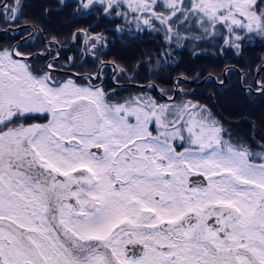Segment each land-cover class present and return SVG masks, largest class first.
Segmentation results:
<instances>
[{"label":"snow or ice","instance_id":"6c2138e0","mask_svg":"<svg viewBox=\"0 0 264 264\" xmlns=\"http://www.w3.org/2000/svg\"><path fill=\"white\" fill-rule=\"evenodd\" d=\"M72 2L75 17L95 19L73 32L93 56L97 46L107 48L105 33L121 31H94L101 21L135 15L125 0ZM248 3L252 18L232 0L227 8L181 0L182 11L166 23L151 13L142 23L172 33L173 23L191 19L203 34L195 39L210 36L239 56L245 41L264 40V0ZM57 4L42 11L59 14L69 0ZM13 5L0 4V17L12 12L5 23L20 18L23 0ZM158 5L163 0H154L153 12ZM9 31L13 40L21 35ZM167 39L188 36L178 27ZM24 41L31 37L0 49V264H264V144L234 142L199 102L167 97L161 105L140 95L111 103L101 86L58 81L59 52L34 75L27 63L34 57L20 51ZM17 71L27 75H11ZM87 79L99 80V71ZM252 83L249 93L264 98V79Z\"/></svg>","mask_w":264,"mask_h":264},{"label":"flooded vegetation","instance_id":"af4514ba","mask_svg":"<svg viewBox=\"0 0 264 264\" xmlns=\"http://www.w3.org/2000/svg\"><path fill=\"white\" fill-rule=\"evenodd\" d=\"M23 2L24 8L19 14L20 18L18 21L14 23H5V20L11 21V11L6 12L3 17H0V40L4 42L2 45L0 44V49H9L18 41L23 40L24 37L30 36L31 41H24V43L21 44L20 51L34 57L27 62L30 65L29 71L32 74L43 75L46 72L45 65L55 59L57 52H59V58L54 66L57 69V71L53 73L54 79L59 81L71 77L76 79V83L81 86H86L88 83L96 87L101 86L111 94V103L123 102L128 100L129 97L143 95L153 97L158 104L163 105L165 102H170L167 101L166 98L173 97L176 90L178 91L177 95L174 97L176 101L179 99L182 101L191 99L190 95L194 88L191 91V87L186 86L190 84V82L182 78L178 79V81L176 80L184 74L174 75L171 70L164 71L169 69L170 66H174L176 61L175 54L168 47L157 48L151 51L145 49L148 53H146V55L143 54V42L146 44L150 43L148 40L143 41V36L146 32L148 34L152 32V34L155 35L156 31L153 29L155 26L154 24L149 23L148 25H144L142 23L143 20L150 18H144L141 13L144 14V12L146 13L152 10L133 9L135 15L129 13L127 22H125L123 18L115 20L114 22H109L107 20L101 21L94 31L101 32L105 28H115L118 25L121 26V31H109L105 33L109 40L107 48L104 49L97 46L93 56L91 44L84 43L85 37H81L79 40L74 39L73 32L81 28L87 29L89 24L95 23V19L89 18L85 20L75 17L74 8L76 5L72 0H69V7L59 13L63 16L62 22L66 24L65 27L60 30L51 28V15L56 16L57 13L53 12L47 14L45 17L39 15V11H41V13L43 12L42 9L58 7L57 0H23ZM112 2L113 0H105L106 4H111ZM3 3L14 6L13 0H0V4ZM129 8L132 9V7ZM92 11L96 12L98 16L103 15V11L100 8H93ZM44 14L43 12V15ZM36 15H39L38 19H36ZM9 29H21V35L13 40L12 37L16 34L14 31H9ZM48 30L56 31L57 33L47 34L46 32ZM53 37L56 38V42L50 45L49 40ZM155 42H157V40H155V38L152 39L153 45H155ZM162 42L163 44L172 43L166 40ZM122 47L130 52L135 51V61L132 68L130 67L131 70L123 67L118 62L119 59L117 56H122L120 52ZM49 48L52 51L51 56L36 55V53L46 52ZM105 51L107 55H104ZM112 55H114L118 61L112 57ZM101 61L108 62V66L105 67ZM112 61H115L117 65L116 68H113ZM142 62H146V67L143 66ZM159 63L164 69L163 71L157 69ZM97 71L100 73L99 80L87 79L88 76L95 77ZM81 77H83V79H81ZM254 80H256L255 76ZM227 81L228 80H226L225 83ZM166 82L167 86H164L163 84ZM176 83L177 86H175ZM150 85L156 86L150 88ZM253 93L255 92L253 91ZM35 122L43 121L37 119Z\"/></svg>","mask_w":264,"mask_h":264},{"label":"trees","instance_id":"16d2710c","mask_svg":"<svg viewBox=\"0 0 264 264\" xmlns=\"http://www.w3.org/2000/svg\"><path fill=\"white\" fill-rule=\"evenodd\" d=\"M39 15L45 17L41 11H39ZM39 15H36V19L39 18ZM51 17V28L60 30L65 27L66 24L62 22V15H51ZM50 31L48 30L46 33H57ZM157 32L155 35L146 32L143 36V41L148 40L150 42L149 44L143 42V54L148 53L146 50L168 47L176 56L175 65L170 66L169 69L164 70L159 63L157 69L160 71L171 70L174 75L184 74L188 77L195 76L196 79L213 74L217 79H222L224 78L225 67L233 64L242 70L244 85H253L255 73L264 63V40L259 38H253L251 42L245 41L242 54L237 56L232 50H221L213 47L209 42L206 44L195 43L193 46L179 45L176 41H172L171 44H163L164 29ZM154 38L157 40L155 45L152 44ZM3 43L0 40V44ZM120 52L122 56H117L119 61L114 55L112 57L123 67L131 70L135 61V51L130 52L122 47ZM142 64L146 67V62H142ZM239 76L238 71L231 69L228 70V81L223 85L216 84L211 77L202 85L190 86L187 84L186 86L194 88L191 91L195 100L203 99L202 102H205L221 118L234 142H243L255 147L258 144H264V98L253 92L249 93L248 90L245 91ZM262 79H264V72L259 75L258 81ZM163 85L167 86V82ZM211 90H217L216 94H212ZM257 150L259 149L257 148Z\"/></svg>","mask_w":264,"mask_h":264},{"label":"rangeland","instance_id":"374dc122","mask_svg":"<svg viewBox=\"0 0 264 264\" xmlns=\"http://www.w3.org/2000/svg\"><path fill=\"white\" fill-rule=\"evenodd\" d=\"M198 2H199V0H198ZM232 2L236 4V8H235L236 11H243L250 18L254 17V13L248 10L249 9L248 0H232ZM125 3L128 5V7H132V9H134V10H136V9L152 10V11H147L146 13L144 12V14H143L144 18H147V17L150 18V15L149 14L151 13V14H154L156 17H158L160 19H163L165 21V23L167 22V18L172 13L182 11L181 0H163V7H161V6L158 5L155 8L154 12H153V9H152L154 0H125ZM208 3H211L214 7H224V8H227L228 3H229V0H205V4H208ZM183 7L186 9L187 8V5L185 4ZM231 11L232 10H229V12L227 13V15L231 16ZM185 14H187V13H185ZM178 19H182V17H180ZM154 25L155 26H154L153 29L156 32L158 30L164 29V36H163V38H164V40H166L169 43H170V41H168L167 37L170 36V35L174 37L175 36L176 29L179 27V35H180V37H184V35H185L186 32H187V36H188L187 41H185L184 39H180L178 41V44L179 45L188 44L189 46H193L195 43L196 44H199V43L206 44L207 42H209L213 47H217V48H220L221 49V47H220V41L217 40V39H213L210 36H204V38L203 39H200V40L195 39V37L197 35H203V34L201 32H198L196 30V27L192 23L191 19H189V22L187 24H184L182 27H180L178 23H173V26H172L173 27V32L172 33H166V31H165V25L164 24L157 23V24H154ZM207 27H208L209 32H211L212 31L211 25H208ZM216 31H217V35H219V29H217ZM150 33H152V32H150ZM173 41H175V40H173ZM230 65H233V64H230ZM230 65H227L225 68H227ZM231 69H234V70L238 71L235 68H229L228 70H231ZM17 74L27 75V72H19V71H17V72H11V75L12 76H15ZM208 75H210V74H208ZM211 75H213V74H211ZM182 76L187 77L190 80H194V81H201V80H203L206 77L205 76V77L196 79L195 76H191V77H188L186 75H182ZM214 81H215L216 84H220V85L225 84V83H223V84L220 83V82H223L224 81V78L217 79V80L214 79ZM205 82L198 83V84L197 83H190V86L202 85ZM251 86L254 88L253 85H251ZM190 89L193 90V88H190ZM216 91L217 90H211L210 92L212 94H216ZM192 94L193 93H191V95H190V98H191L190 100H192L194 102H199L200 104L207 106V104L205 102H202L203 99L202 100H198V99L195 100L194 99V95H192ZM181 102H183L181 99H179V100L176 101V103H181ZM211 106L214 107L213 104H211ZM209 109H211V108H209ZM211 111H212V109H211ZM214 115L216 116L217 119H219L222 122L221 118H219L216 113H214ZM223 125H224V123H223ZM226 129H228V128H226ZM257 151H259V150H257Z\"/></svg>","mask_w":264,"mask_h":264},{"label":"water","instance_id":"95a60500","mask_svg":"<svg viewBox=\"0 0 264 264\" xmlns=\"http://www.w3.org/2000/svg\"><path fill=\"white\" fill-rule=\"evenodd\" d=\"M262 67H264V64L262 65ZM229 68H235V69H237L238 71H239V74H240V80H241V82L243 81L242 79H243V72H242V70H240L239 69V67H237V66H235V65H230V66H228L227 68H225V70H224V81L223 82H220V83H225V81L227 80V78H228V69ZM259 69H261V68H259ZM258 69V70H259ZM257 70V71H258ZM257 73V72H256ZM262 73V72H261ZM260 73V74H261ZM79 75V74H78ZM214 78L215 80H217V78H216V76H214V75H207L203 80H201V81H194V80H190L189 78H187V77H184V76H180V77H178L176 80L178 81V79H180V78H182V79H185V80H187V81H189L190 83H202V82H205V81H207V79L208 78ZM255 78H256V80H257V78H258V75H256L255 74ZM144 86H148V85H144ZM156 86V85H155ZM175 86H177V83L175 84ZM242 86H243V88H244V90L245 91H247L250 87H252V86H245L244 84H243V82H242ZM253 88V87H252ZM177 90H176V92H175V95L173 96V97H175L176 95H177Z\"/></svg>","mask_w":264,"mask_h":264}]
</instances>
